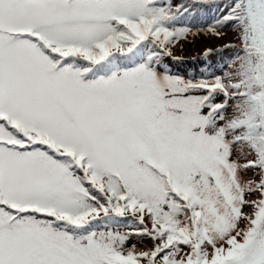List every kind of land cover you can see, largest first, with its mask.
<instances>
[{
  "label": "snow or ice",
  "instance_id": "1",
  "mask_svg": "<svg viewBox=\"0 0 264 264\" xmlns=\"http://www.w3.org/2000/svg\"><path fill=\"white\" fill-rule=\"evenodd\" d=\"M0 264H264V0H0Z\"/></svg>",
  "mask_w": 264,
  "mask_h": 264
},
{
  "label": "rangeland",
  "instance_id": "2",
  "mask_svg": "<svg viewBox=\"0 0 264 264\" xmlns=\"http://www.w3.org/2000/svg\"><path fill=\"white\" fill-rule=\"evenodd\" d=\"M184 2L190 3L191 0H184ZM193 11L195 15L191 19L185 17L184 23H190L195 27L212 19L213 13L210 8L205 9L204 7L198 12L195 9ZM220 31L223 35L219 39L211 35H198L181 40L173 48L172 57L167 60L172 71L186 78H199L202 73L206 74L223 66L235 51L224 46L228 44L239 46L240 41L231 27L220 29ZM207 48L214 49L211 55H205Z\"/></svg>",
  "mask_w": 264,
  "mask_h": 264
},
{
  "label": "trees",
  "instance_id": "3",
  "mask_svg": "<svg viewBox=\"0 0 264 264\" xmlns=\"http://www.w3.org/2000/svg\"><path fill=\"white\" fill-rule=\"evenodd\" d=\"M203 9V8H202ZM201 8H199V7H197L195 10L198 12V11H200V10H202ZM205 9H209L208 7H205ZM211 10V9H210ZM211 12H212V10H211Z\"/></svg>",
  "mask_w": 264,
  "mask_h": 264
}]
</instances>
